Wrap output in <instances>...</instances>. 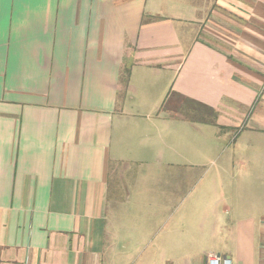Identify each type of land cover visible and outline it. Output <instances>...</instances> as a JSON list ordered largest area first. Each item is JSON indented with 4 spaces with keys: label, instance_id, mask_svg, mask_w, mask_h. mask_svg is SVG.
Masks as SVG:
<instances>
[{
    "label": "crops",
    "instance_id": "obj_1",
    "mask_svg": "<svg viewBox=\"0 0 264 264\" xmlns=\"http://www.w3.org/2000/svg\"><path fill=\"white\" fill-rule=\"evenodd\" d=\"M135 75L159 101L153 115L175 127L168 167L183 180L172 190L185 195L143 201L173 212L144 225L109 209L107 180L119 119L151 118L126 106ZM203 118L215 120L219 145L193 162L191 132ZM261 149L264 0H0V264H128L110 254L161 234L153 252L178 250L171 264H207L208 255L264 264V193H239L261 185L235 179L237 199L216 204L221 215L208 221L203 207L215 201L195 202L186 182L211 156L220 174L254 173Z\"/></svg>",
    "mask_w": 264,
    "mask_h": 264
},
{
    "label": "rangeland",
    "instance_id": "obj_2",
    "mask_svg": "<svg viewBox=\"0 0 264 264\" xmlns=\"http://www.w3.org/2000/svg\"><path fill=\"white\" fill-rule=\"evenodd\" d=\"M150 76L151 73H149ZM141 78L135 75L134 78V89L132 93V100L127 101L126 104L129 112L140 109L142 114L151 115V118L147 120L144 117H133L125 116L123 119L120 118L119 121L123 120L121 130L117 132V139L112 146L111 152L109 154L108 161V175L107 180L109 183V197L111 206L109 209L113 211L116 209L117 216H131L133 215L132 224L145 222L146 218L152 214L158 215L160 220L167 219L168 216L172 215V207H169L168 211H165V207H155L148 202V199H168V198H181L185 197L184 188L179 191H173V187H177L179 184H183V180L179 178L178 174H173L170 172L169 158L171 151V146H174L171 141V134L174 132L175 127L168 126L159 122L158 117L153 115L151 108L153 103L159 102L154 96V99L146 89H141ZM125 92L123 91L121 98L125 99ZM123 96V97H122ZM160 98L162 94L160 93ZM124 102V101H122ZM167 111L166 105L161 110ZM186 111V112H185ZM168 112V111H167ZM188 113L187 110H181L179 113ZM194 112V111H193ZM169 113V112H168ZM187 116L192 120V123L200 122L199 114L193 113L187 114ZM204 126L199 132L194 126L191 132V151L193 152V162L199 161V157L194 156L195 151L200 149H205L206 147L216 148L219 144L215 141L216 139V127L212 126L215 120L202 119ZM261 143H257L256 147L260 146ZM178 146V145H175ZM256 147H254L256 149ZM264 150V149H261ZM256 150L258 153L263 151ZM213 152H218V149L211 150ZM251 159L252 161H263L261 155H257ZM216 159L211 156L205 163L198 166H193L190 171V175H186V182H188L192 188L191 195L188 196L192 200L202 201L205 200L207 204L213 203L215 201L214 209L209 206L203 207V215L206 216L207 220L216 219L220 216L216 204L218 206H223L225 203H233L235 197L233 183L235 179L238 182H250L254 186L253 189L246 190L242 189L239 191L242 198L245 200L248 198L249 194L254 199L261 197L264 193V173L263 166L260 164L251 165V170L255 173H247V176L240 173H230V174H220L216 168ZM232 171V169L230 170ZM247 177V178H245ZM222 183L229 185L224 191L221 190L220 186ZM187 190V187H186ZM186 191V196H187ZM118 199L122 202V205L116 206L114 200ZM235 200V199H234ZM138 201H141L140 204ZM228 201V202H227ZM181 210H176L175 217H179L183 214V209L187 210L191 207L181 206ZM194 207V206H193ZM158 209V213L155 211ZM199 214L200 213H192ZM167 223V222H166ZM174 223L170 221L169 224ZM168 224V225H169ZM194 224V222L192 223ZM212 228L209 225L208 231ZM193 233V232H192ZM165 235H160L159 237H149L138 239L142 246H136L135 252H128L127 254L114 249V253L110 254L117 258L122 256L128 261V264H171V259L178 256V250L174 253H169L168 249L161 248L160 252H153L155 246L158 242L162 244L166 241ZM212 244H203V247H210ZM189 254L196 255L194 249L190 247L188 249ZM176 264H182L177 262Z\"/></svg>",
    "mask_w": 264,
    "mask_h": 264
},
{
    "label": "built area",
    "instance_id": "obj_3",
    "mask_svg": "<svg viewBox=\"0 0 264 264\" xmlns=\"http://www.w3.org/2000/svg\"><path fill=\"white\" fill-rule=\"evenodd\" d=\"M207 264H227V261L216 257L215 255H208Z\"/></svg>",
    "mask_w": 264,
    "mask_h": 264
}]
</instances>
